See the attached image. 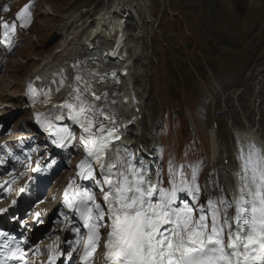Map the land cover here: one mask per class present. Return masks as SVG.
Returning <instances> with one entry per match:
<instances>
[{
    "label": "snow or ice",
    "instance_id": "obj_1",
    "mask_svg": "<svg viewBox=\"0 0 264 264\" xmlns=\"http://www.w3.org/2000/svg\"><path fill=\"white\" fill-rule=\"evenodd\" d=\"M4 10L8 11L7 8ZM26 13L28 6L16 19H22ZM3 26L12 30L16 27L15 24L9 26L6 23ZM95 98L99 99L98 96ZM75 99L79 101L78 105L65 102L59 107L68 108L69 118L89 133L91 146L88 156L104 169L101 161L110 140L119 138L116 136L117 130H106L102 123L97 124L98 109L79 95ZM48 102L45 100V103ZM55 118L60 120L62 117ZM94 126L99 135L92 132ZM87 139L81 137L82 142ZM240 159L241 184L235 197V215L231 218L235 223L226 213L221 216L212 200L208 201L207 209L211 212L210 221L204 207L199 209L201 214L198 216L188 205L173 207L177 191L183 189L174 183L171 191L158 189L143 170H135L131 165L124 172H118V177L122 179L118 178L115 183L109 172L103 180L109 186L108 190L101 189L103 200L107 203L106 212L100 204L95 203L92 193H84L86 201L93 202L98 218L103 220L107 215L111 221L104 245L107 250L105 264H264V153L255 145H250L246 155L241 149ZM81 167H87L88 176H92V168L87 160L81 163ZM107 167L110 170L117 166ZM198 191L199 187L195 186L193 194ZM84 207L88 214L84 227L89 229V235L82 259L87 260L98 246L100 232L97 223H88L92 219L93 207L86 202Z\"/></svg>",
    "mask_w": 264,
    "mask_h": 264
},
{
    "label": "rangeland",
    "instance_id": "obj_2",
    "mask_svg": "<svg viewBox=\"0 0 264 264\" xmlns=\"http://www.w3.org/2000/svg\"><path fill=\"white\" fill-rule=\"evenodd\" d=\"M89 1L91 0H86L79 4ZM93 1L97 3V5H101L105 0ZM72 2L73 0H42L38 13V25L17 44L16 49L10 57V61L15 59L17 63L23 60V65L17 67L13 66L11 68L12 70L9 66L0 71V75H3L4 72H6L4 73L5 75H9L7 81L11 79L14 81L12 84L13 88L18 87L16 94L20 93L21 96L23 92V80H25V77L40 62V60H36L37 57L49 55L55 48L58 49V45H55V31L66 21L64 17L66 18L69 14L76 13L78 5L72 4ZM152 2H156V4L152 6ZM133 6L136 8H133ZM97 8L101 10L102 6H98ZM132 8L131 13L136 19L139 10L141 11V15L145 14L146 19H148L147 21H149V19L151 20L147 22L146 26V23L144 24V27L147 29V37H144V40L146 38L147 51L145 50L144 53L150 56L151 59L149 60L152 69L145 68L141 87L143 91L147 93L146 102L152 104L154 107V112L149 110L152 116L149 121L153 123L159 118L162 119V117L155 114V112L167 109L166 105L168 103L166 102V97L171 101V103L168 104V112L171 114L177 109L182 118L188 113L187 105H196L200 99L197 93L203 88L204 83L208 81L209 73L206 72L205 76L203 75L204 77L202 78H199V76L194 73L191 74L192 65H197L196 53L198 51L195 53V50H192L190 54L187 52L188 43L191 44L193 39H196L197 34L202 36L205 31L211 39L216 42L219 52L216 53L214 58H216L217 61L213 64L219 67L217 76H219L221 72L227 76H232L241 72L239 68H242L243 71H250V75L244 78V81L250 82L252 73L260 69V67H262L261 69L264 68V30H259L261 22L257 23V26L255 28L253 27V31L251 32V35L255 36L253 53L251 56L247 54L249 58L241 50L233 46V44L235 45L239 42L237 38L231 41V37L237 35V28L239 25H246L252 21V18L256 15V9L261 10L263 14L261 21L264 20V0H173L171 6L166 0H149L146 4L137 1L132 4ZM145 9L146 12L143 13ZM150 11H154L155 19L153 20L149 16L150 14H148ZM159 15L162 17L161 21L156 22V17ZM88 21L89 20H87V22ZM176 22H179L178 24L180 26L178 24L176 26ZM157 23H159L158 26H156ZM199 27H202V30L197 31ZM244 31L246 32L245 29ZM132 33H134L132 28H129L127 35L129 34L130 38ZM151 33H153L155 40L152 44H159L158 46L153 47L151 42H149L148 36ZM140 42L142 43V41ZM131 43L134 42H130V44ZM181 43H183V46H181ZM222 43L230 44L233 48H227ZM134 44H131V46ZM142 44H145V41ZM197 48H199V46H197ZM203 52L207 55L205 49ZM224 58L229 60V62H226ZM184 60L186 61V65L191 63V65H189L190 73L184 66ZM179 61L182 62L180 63ZM141 62H145V60L143 59ZM29 65H32L31 70L28 69L30 67ZM139 65H141L138 67H140L142 71L145 65L143 63H139ZM175 65V69L179 72L173 69ZM260 73H264V71L262 70ZM190 74L191 77H189L190 84L188 89L183 90V87H181L182 89L177 93V97L180 98L179 101H173V96L165 93L163 86L168 83H173L172 80L169 79L174 80L179 76L185 78L190 76ZM149 75L151 81L147 80ZM7 81L2 82L1 85L4 87ZM176 85H179V83L177 82ZM150 92L153 94L151 97H149ZM20 99L21 97L13 99V103L17 106H9V108L15 107L13 110L15 114L13 116L16 117L18 114L22 115V117L18 116L16 120L10 121L11 128L13 125L14 127L24 126L26 128L29 126V113L27 111H21L19 113L18 105L22 103V100L19 102ZM147 114L148 110L145 115ZM248 115L247 113L246 117ZM161 119L159 120L163 122ZM17 122L19 123L17 124Z\"/></svg>",
    "mask_w": 264,
    "mask_h": 264
},
{
    "label": "bare ground",
    "instance_id": "obj_3",
    "mask_svg": "<svg viewBox=\"0 0 264 264\" xmlns=\"http://www.w3.org/2000/svg\"><path fill=\"white\" fill-rule=\"evenodd\" d=\"M136 1H140V0H117V2L114 3V6L115 5L117 6V4L122 3L121 10H122V12H125L126 10H129V6H130L129 3H131V6H132V4ZM141 1H143V0H141ZM148 2H149V0H148ZM116 11H117V7H116ZM106 16H109V12L105 13V11H101L93 21L95 23V25H93L91 23L92 26H86V21L83 23H79V19H77V16L72 15L69 18V21L66 23L67 24L66 27H64V29H63L64 34H63V37L61 38L62 41L60 43L59 49L57 51H54L53 55H51L52 54L51 53L50 54L51 56H47V57L41 59L39 64L36 66V68L34 70H32L31 74L32 75L42 74V76L45 77V75L49 72V70L59 71L61 69H64V70L68 71L69 67L66 64H68V62L71 59L77 60L78 58L84 57V54L82 53V51H85L86 56H89L90 55L89 48L106 47V46L111 45L110 39L117 37V34L113 35V33H112L113 32V30L111 29V28H113L112 23L114 21H116L118 17H117V15H114V17H112V16L106 17ZM140 16H141V14H140ZM125 17L127 19L126 28L133 27V24L129 21L130 20V13H128ZM112 19H113V21H112ZM140 20H141V22H140L141 24H138V26H137V24L134 25V29L140 30V32L142 33L141 36H138L137 34L132 33L133 35H131V38L128 37V38H126L127 41H125L126 66L124 68H126L128 71L126 74L127 78H125L126 80H124L122 83L121 91L123 89L127 88L128 86H131L128 89L129 90L128 102H127V104L125 103L123 97L127 96V94L125 93V91H122L121 94L119 95V97L114 98V96H113V98L110 99L111 103L109 105L110 109L113 111V114L116 117H119L121 121L127 120L131 123H132L133 119L136 120V118H134V117L137 115L138 107H139V109L141 107H143V110H146L148 108L147 103L144 100L145 94L143 95L144 92L142 93V91L137 87V85H139L142 82V76L145 72V68L152 69L151 65H150L149 56H147V54L144 53V51L147 49L146 38L144 40V37L146 36V32H145L146 28L144 27V24L146 23V21H144V19H140ZM89 27L91 28V30H89ZM71 35H73V37L69 38V36H71ZM140 41H142V43H144V41H145V44H142ZM130 42H135L136 44L131 43L134 45L130 46ZM129 47H130V52L127 55ZM94 54H96V53H94ZM140 59L145 60V62H144L145 66L142 69V71L140 70V67H138V66H141V65H139V63L140 64L143 63V62H141ZM18 63H19V65H18ZM18 63L15 62V59H12L9 62L8 66H10V69H11L13 66L17 67V66L23 65V60L18 62ZM29 66L30 67L28 69L31 70L32 65H29ZM5 68L6 67H4V69ZM261 68L262 67H260V69ZM262 70L264 71V68L261 69V71ZM261 71H259V73ZM4 73H6V72H4ZM4 73H3V75H0V90H1L0 91V120H3V121L6 120V118H7V117H5V115L14 113L13 110L15 107L6 109V106H10V107H11V105L17 106L15 103H13V99H16L18 97H21L19 102H21V100H22V95L20 96V93L16 94L18 87L13 88L12 84L14 83V81L12 79L10 81H7V77L9 75H5ZM259 73H258V77H259L258 81H260V83L264 85V78L261 80L263 75L259 74ZM9 74H10V71H9ZM147 80H149V79H147ZM4 81H7V83L3 87V85H1V84ZM134 91L136 93H134ZM254 91L257 93L259 91V86H256ZM135 94H137L138 99L136 98ZM250 98H251L253 103L257 101L256 97H250ZM263 99H264V97H263ZM222 100L224 101L225 99H222ZM259 101L260 100H258V102ZM222 104L223 105L226 104V101L222 102ZM245 106H246V104L242 103L240 108L244 109ZM18 107L20 108V109L18 108L19 113L21 111H23L21 109V104L18 105ZM239 111L240 110H238L236 113L235 111L230 110L231 115L227 114L226 117L231 118L232 122L239 123L236 120V117L239 116V113H238ZM263 111H264V107H262L261 105L255 106L252 110V113H253L252 114V118H253L252 122H248V121L240 122L242 124H245V126L241 125L236 130L233 129L234 132L233 131H227L229 136L232 139L234 137V139H233L234 143H235L236 139L250 138V137H253L255 139L256 137H258L261 134L258 129L254 130L253 127H257V126L264 124V122H263L264 121V114L261 113ZM138 114H142L141 110L139 111ZM18 116L22 117V115H17L12 120H16ZM18 123L19 122H17V124ZM134 126H138L137 128H139V122L132 123L128 127V129L132 128ZM8 129H9V125L7 124V126L0 129V135L8 133ZM34 133H35L34 129L27 130L23 134V136H25V137L21 138V139H18V138L13 139L14 136L18 133H15L11 136H8V138H5V137L1 138L2 137L1 136L0 142H1V140H3L5 138L4 141L0 145V150L2 151L1 153H3L4 155L7 154V156H9V158H11L10 155H12V154L14 155V153L16 151H18V148H16V147L14 148V145L17 144L16 141L18 142V144L20 146V144H23V143L24 144L30 143L35 138V139H37L36 143H37L38 148H40L39 146L41 145V150L33 153L34 158L30 157V160H31V163L37 161L39 159L38 156L42 152L44 153L43 150L45 149V147L42 146V144H41L42 140H38L39 134L34 135ZM9 147H11L10 150H9ZM22 148H24V147L22 146ZM232 148L233 147L224 146V148L222 147L220 149L219 147H217V145H215L214 151L218 150L219 155H221V153H227L230 155ZM119 149H121V148H119ZM263 151H264V146H263ZM36 158H38V159H36ZM121 159L122 158H120L119 161H121ZM119 161H115V165H117V167L120 170L125 169V162H119ZM14 163H15V165H17L18 163L21 164L22 163V156L18 155L16 158V161H14ZM219 169L224 170V171H229L228 167H224L222 165L219 166ZM65 179H66V175L61 176L59 179L54 181L52 184L50 183V185H48V187H50V189H49L47 195L45 196L44 202L38 208V209H40L41 212H44L45 210H48L50 208L52 210L57 205L58 195H56L54 189L56 187L60 189L61 186L63 185ZM65 184L66 183H64V185ZM64 185L62 187H64ZM9 203H10L9 200L5 199L3 202L2 201L0 202V206H6ZM51 210L47 211L45 213V215H40V220L44 221L46 219V217L49 216ZM11 214H12V212L10 213V215ZM39 234H40V232H38V235ZM48 249H49L48 247L43 246L41 251L44 252V251H47Z\"/></svg>",
    "mask_w": 264,
    "mask_h": 264
}]
</instances>
